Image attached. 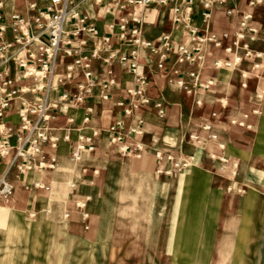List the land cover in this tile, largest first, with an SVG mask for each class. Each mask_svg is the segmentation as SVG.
<instances>
[{"label": "built area", "instance_id": "built-area-1", "mask_svg": "<svg viewBox=\"0 0 264 264\" xmlns=\"http://www.w3.org/2000/svg\"><path fill=\"white\" fill-rule=\"evenodd\" d=\"M4 1L0 0V200L13 194L14 186L9 179L12 172L23 174L54 167L55 154L49 151L60 143L71 142L72 132L81 131L77 130L78 126L86 127L90 123L94 111L91 99L97 90L99 102L109 100V91L116 81L100 79L95 62L104 66L117 63L132 75V86L126 90L125 100L118 101L116 106L133 124L125 130V121L120 119L104 131L118 153L140 156L147 148L145 144H124L125 138L144 134V120L136 115L137 111L151 108L159 118L166 114L163 102L151 95L149 80L139 70L142 54L154 58L156 68L162 72L170 62L186 66V72L172 69L174 77L168 83L192 95L215 85L214 79L202 77L208 47L231 55V59L213 60L212 67L217 70L238 67L249 59L254 62L252 70H257L258 60L262 58L261 52L251 49L258 39V28L253 24L251 12L237 8L241 0H200V27L193 24L196 0H83L103 9L112 20L106 33L99 31L74 0H48L43 7L31 2L30 15L13 14L9 23L3 13ZM244 1L247 8L264 2ZM149 7L168 8L171 13V31L155 40L144 35L142 12ZM215 8H224L228 18H237L233 33L209 30ZM179 33L185 36V41L173 40L172 36ZM117 46H123L124 50L118 52ZM263 97L264 89L256 94L257 99ZM194 103L201 105L197 99ZM12 111L17 116L16 123L9 118ZM211 117L215 118L216 113H211ZM245 118L243 115V121L230 123L250 128ZM201 129L206 140L217 143L221 149L224 147L211 122H204ZM98 134V130H93L78 135L70 147L71 158L92 154ZM188 139L196 141L198 136L189 134ZM157 142L155 137L150 139L152 144ZM153 154L158 163L167 162L176 171L187 169L192 160L157 149ZM231 166L235 175L236 165ZM36 187L48 191V186L43 184ZM77 207L80 208L76 204Z\"/></svg>", "mask_w": 264, "mask_h": 264}, {"label": "crops", "instance_id": "crops-1", "mask_svg": "<svg viewBox=\"0 0 264 264\" xmlns=\"http://www.w3.org/2000/svg\"><path fill=\"white\" fill-rule=\"evenodd\" d=\"M31 2L43 7L48 0H5L3 13L6 23H9L13 14L30 15L32 12L28 10V4ZM74 2L89 15L101 33L109 32L110 18H102L99 9L92 4H86L83 0ZM241 2L245 4L244 0L238 3ZM246 9L253 16L251 9L254 8ZM199 11L200 0H196L193 24L198 27L201 26ZM146 17L150 20L144 22V26L149 24L152 28L151 37L144 29L147 38L155 40L171 30L158 29L157 26H160L158 15L151 13ZM236 22L237 18H228L225 15L224 8H215L211 13L209 30L214 33L222 31L233 33L237 27ZM253 24L256 26L254 21ZM177 36L179 41L185 39L182 33ZM117 48L118 52L124 50L123 46ZM215 58L231 59V55L224 53L223 50L208 47L202 77L214 79L215 85L203 92H210L217 86L214 74L223 70L212 67ZM245 61L237 67V73L241 77L240 72L247 64ZM249 61V65L252 66L253 60ZM94 68L100 79L113 78L116 81V86L109 91L110 98L107 102H99L97 90L95 97L91 99L94 111L90 123L86 127L77 128L83 133L98 130L96 139L98 143L107 139L104 130L115 121L120 119L125 121V130L133 124L131 119L123 117L121 108L116 106L118 101L125 100L126 90L132 86V75L117 63L104 66L100 62H95ZM175 68L183 72L188 70L186 66L170 62L169 67L162 72L156 68L154 58L142 54L140 59L139 70L149 80L151 95L163 102L166 114L159 118L151 108L137 111L136 115L144 120V134L124 139V144L127 145L137 143L146 145L144 157L147 161L144 159L135 162L134 167L141 169L151 167L153 164L154 171L138 172L137 185L128 182L124 187L129 190L127 193L135 191L137 194V230L136 233L132 230L128 235H122L129 238L127 242L136 245L139 260L142 255L146 258L153 254V258L157 260L154 264H264V169L252 161L243 167L242 150L240 151V144L233 140L231 134L233 129L229 121L222 122L221 116L215 111L203 116L196 115L197 108L205 103L201 101V105L196 106L194 100L198 97L197 93L187 94L168 83V79L174 77L172 69ZM247 79L249 78L246 77L245 81ZM213 112L216 113L215 118L211 117ZM9 118L12 123L17 122L14 111L9 113ZM207 121L213 124L214 131L224 143L222 149L217 143L206 140V134L201 126ZM189 134L197 135L198 140H189ZM152 137L157 138L156 144L150 143ZM73 143L72 138L71 142L63 144L69 153ZM56 149L49 152L55 154ZM154 149L176 158L192 160L187 169L176 171L167 162L158 163L154 158ZM81 157L75 158L76 162L80 161ZM232 164L236 165L235 175L232 174ZM15 174L16 172H12L9 176L12 184ZM19 195L21 193H15V198ZM15 198L10 202L0 203L2 209L0 215L6 212L7 221V226L4 229L0 228V238H14L13 236L24 238V235L30 232L34 238H39L46 236L44 234L46 230L51 232L57 228L65 230L63 222L45 218L38 230L33 228L34 218H30V223H27L30 225L29 228L18 230L19 228L13 225L14 218H20L22 223H25L23 212L27 208L15 203ZM30 203L28 213L39 210V206L33 200ZM77 205L85 206L79 202ZM46 211L47 214L44 216L49 215L48 209ZM72 226L73 238L80 239L78 231L81 225ZM97 238L98 235L95 233L89 239L95 242ZM113 241L112 236L111 242Z\"/></svg>", "mask_w": 264, "mask_h": 264}, {"label": "rangeland", "instance_id": "rangeland-1", "mask_svg": "<svg viewBox=\"0 0 264 264\" xmlns=\"http://www.w3.org/2000/svg\"><path fill=\"white\" fill-rule=\"evenodd\" d=\"M97 8L102 18L106 19L104 10ZM237 8L245 10L246 6L241 2ZM251 11L252 21L258 28V39L252 43L251 49L262 53V58L258 60L259 68L252 70L250 61L246 60V68L240 72L245 77L239 76L237 67L217 71L214 74L217 86L210 92H196L197 100L205 103L204 107L197 108L196 115L215 111L221 116L220 120L227 123L243 121L242 117L246 115L244 121L250 128L230 123L231 134L234 142L240 144L243 167L252 161L264 169V97L256 98V94L264 89V36H261L264 32V2ZM142 13L144 22L150 20L146 16L152 13L159 17L158 29L172 28L171 14L166 8L149 7ZM144 29L151 37L149 24H145ZM172 37L175 41L179 39L177 35ZM246 77L249 78L247 81ZM78 135H82V131L72 132L71 137L76 140ZM63 144L57 146L53 168L16 173L13 178L14 193L1 199L0 203L10 202L16 197L15 193H21L15 198V203L28 209L33 200L39 206L38 211L28 213L26 209L23 212L25 223L20 218H14L13 225L18 230L29 228L27 223H30V218H34L32 224L36 230L43 218L63 222L65 230H46V236L39 238H34L31 232L24 238H0V264H154L157 260L149 250L146 252L151 257L143 258L142 255L139 260L136 245L127 242L129 238L122 235H128L132 230L136 233L137 230V194L135 191L127 193L129 190L124 187L128 182L137 185L138 172L154 171L153 164L141 169L134 167L135 162L144 161V154L118 153L107 139L96 143L94 153L80 156L81 160L76 162ZM35 182L48 186L49 190L37 188ZM77 202L85 206L76 208ZM46 209L48 216H44ZM0 220V228L4 229L7 226L6 212L0 215ZM78 224L81 225L78 231L80 239L73 238L72 225ZM95 233L97 241L91 242L89 238Z\"/></svg>", "mask_w": 264, "mask_h": 264}, {"label": "bare ground", "instance_id": "bare-ground-1", "mask_svg": "<svg viewBox=\"0 0 264 264\" xmlns=\"http://www.w3.org/2000/svg\"><path fill=\"white\" fill-rule=\"evenodd\" d=\"M35 185H37V186H38V185H40V183H38V182H35ZM0 210H1V208H0Z\"/></svg>", "mask_w": 264, "mask_h": 264}]
</instances>
